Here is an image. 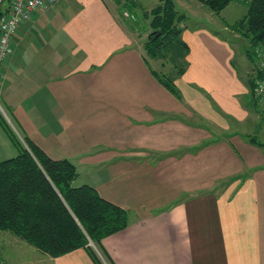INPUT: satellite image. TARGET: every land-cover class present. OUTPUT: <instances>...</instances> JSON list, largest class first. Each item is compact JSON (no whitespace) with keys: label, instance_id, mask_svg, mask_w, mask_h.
<instances>
[{"label":"crops","instance_id":"crops-1","mask_svg":"<svg viewBox=\"0 0 264 264\" xmlns=\"http://www.w3.org/2000/svg\"><path fill=\"white\" fill-rule=\"evenodd\" d=\"M173 1L181 13L203 6ZM161 2L36 10L2 65L9 122L51 158L71 160L79 185L129 211L128 227L102 240L105 264H264V149L231 124L250 118L251 90L230 41L184 26L189 63L174 95L145 49ZM16 154L5 146L0 160ZM37 251L43 263L96 264L85 248Z\"/></svg>","mask_w":264,"mask_h":264},{"label":"trees","instance_id":"trees-1","mask_svg":"<svg viewBox=\"0 0 264 264\" xmlns=\"http://www.w3.org/2000/svg\"><path fill=\"white\" fill-rule=\"evenodd\" d=\"M197 1L219 13L234 0ZM247 4L246 15L230 27L248 40L245 53L252 63L262 64L263 57L253 50L259 46L264 51V0H247ZM149 14L152 31L145 49L157 58L182 33L185 16L173 0H162ZM184 69L174 78L156 72L178 98L182 95L175 79ZM255 72L248 83L256 105L261 97L264 100L255 93V81H264V68L255 67ZM0 123L17 147L15 156L0 160V231L51 257L85 248L96 264H103L91 243L103 254L102 240L128 227L129 211L105 199L91 184L75 185L79 172L71 160L53 159L31 140L22 141L1 112ZM249 140L264 149L258 137L249 136Z\"/></svg>","mask_w":264,"mask_h":264},{"label":"rangeland","instance_id":"rangeland-1","mask_svg":"<svg viewBox=\"0 0 264 264\" xmlns=\"http://www.w3.org/2000/svg\"><path fill=\"white\" fill-rule=\"evenodd\" d=\"M147 1L153 2L155 0ZM247 9V0H234L219 13L212 11L209 7L203 4L202 8L198 11H183L185 20L182 22V25L193 30L206 27L210 30L216 31L221 37L230 41L234 51L233 63L239 74L244 76L247 83L246 85L250 89L248 79L251 75H257L255 72V67L264 68V63L260 64V61L256 62L255 65L252 63L245 53V48L248 47V40L230 27L232 24L242 19L246 15ZM258 48L259 46L254 48V53L257 54L258 50H262V48ZM189 52V43L186 42L183 34L181 33L177 39L171 41L167 46L162 48L157 58H154V56L148 54L147 51L146 56L150 65L158 73L162 74L163 76H170L171 78H174L180 69L187 67V64L189 63ZM262 60L264 61V57ZM260 82L261 81L258 82V85H260ZM262 94L264 96V91ZM247 102L249 103V101H246V103ZM1 103L5 111L0 110V112L4 115L8 123L14 129L13 125L9 122L10 120L7 116L8 111L2 100ZM251 106L252 109L249 111L250 118L246 122L239 123L237 121L231 120L232 130L237 129L238 131H241L244 133L243 136L249 133L250 136H256L258 139L264 141V100L260 99L256 105H254L252 102ZM15 127L17 128L16 125ZM18 132L22 134L19 130ZM4 133L3 140L0 141V150L5 149L6 146L13 149L16 154L17 147L14 144V141L6 131ZM19 137L22 141H24V136L22 137L19 135ZM80 182L81 180L76 181L75 185H79ZM91 244L93 245L102 263L105 264L102 254H100L99 250L93 243ZM0 250V260H2V264H52V262L43 263L40 260V252H38L36 248L30 246L24 240L14 236L8 231H0Z\"/></svg>","mask_w":264,"mask_h":264},{"label":"built area","instance_id":"built-area-1","mask_svg":"<svg viewBox=\"0 0 264 264\" xmlns=\"http://www.w3.org/2000/svg\"><path fill=\"white\" fill-rule=\"evenodd\" d=\"M58 2L59 0H0V82L3 78L2 65L14 53L12 40L19 26L29 22L36 10L46 9ZM124 15L127 18H134V15L129 11H125ZM258 51V54L264 57V51ZM259 81H261L260 85H258ZM258 82H256L255 93L256 96H261L264 91V81L258 80ZM260 99L262 100V97ZM0 110L5 111L1 100ZM0 264H2V260H0Z\"/></svg>","mask_w":264,"mask_h":264},{"label":"water","instance_id":"water-1","mask_svg":"<svg viewBox=\"0 0 264 264\" xmlns=\"http://www.w3.org/2000/svg\"><path fill=\"white\" fill-rule=\"evenodd\" d=\"M150 37V36H149Z\"/></svg>","mask_w":264,"mask_h":264}]
</instances>
